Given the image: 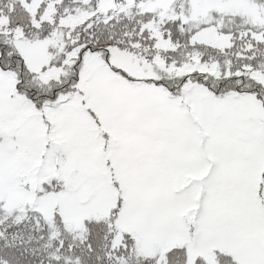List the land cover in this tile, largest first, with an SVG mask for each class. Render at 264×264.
<instances>
[{
  "label": "snow or ice",
  "instance_id": "6c2138e0",
  "mask_svg": "<svg viewBox=\"0 0 264 264\" xmlns=\"http://www.w3.org/2000/svg\"><path fill=\"white\" fill-rule=\"evenodd\" d=\"M0 264H264V0H0Z\"/></svg>",
  "mask_w": 264,
  "mask_h": 264
}]
</instances>
